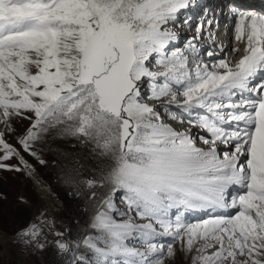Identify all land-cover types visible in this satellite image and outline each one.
I'll use <instances>...</instances> for the list:
<instances>
[{"label":"snow or ice","instance_id":"snow-or-ice-1","mask_svg":"<svg viewBox=\"0 0 264 264\" xmlns=\"http://www.w3.org/2000/svg\"><path fill=\"white\" fill-rule=\"evenodd\" d=\"M188 3L0 0V124L12 131V118L31 121L19 143L44 164L32 145L71 122L64 130L68 135L95 140V148L111 161L100 187L108 183L112 195L123 193L127 212L117 215L128 218L110 215L117 210L106 198L100 207L107 210H98L91 224L98 234L84 240L95 264H164L165 254L175 253L172 244L154 243L157 236H172L186 252L203 241L196 264H264V82L252 85L264 72V16H250L245 54L234 66L226 60L211 69L196 60L190 66L187 56L170 49L177 37L167 27ZM247 19L241 15V25ZM236 32L242 42L245 29ZM150 64L161 70L153 71ZM145 81L148 100L168 98L161 107L170 119L209 134L200 137L206 147H197L190 131H176L145 102ZM3 135L0 159L8 160L18 153ZM20 162L30 168L22 157ZM230 188L242 191L230 194ZM173 208L236 213L184 224L179 215L175 223L166 219ZM133 212L149 222L136 223ZM38 235L33 226L17 240L42 251ZM128 240L146 250L129 246ZM212 247L217 248L213 254L203 255ZM56 248L69 250L63 242Z\"/></svg>","mask_w":264,"mask_h":264},{"label":"rangeland","instance_id":"rangeland-1","mask_svg":"<svg viewBox=\"0 0 264 264\" xmlns=\"http://www.w3.org/2000/svg\"><path fill=\"white\" fill-rule=\"evenodd\" d=\"M170 49L172 50V46ZM180 52L186 56L185 52ZM149 66L154 71L161 70L153 67L152 64ZM142 94L146 103L150 101L147 99L150 94L147 81L143 84ZM167 99L158 101L160 103L156 111L160 113L161 119L178 132L190 131L189 123L186 121L179 123L170 119L161 107ZM179 99L182 102V98ZM171 109L179 113V109L175 106H171ZM9 123L12 131L0 124V132L4 134V141L14 148L18 155H13L8 160L0 159V164L11 168L18 167L22 171H6L0 168V264H95L96 258L84 245V240L98 234L91 227V220L98 210H107L100 207L102 201L106 198L112 199L117 211L111 212L110 215L117 220L128 218L117 215V212H127L122 191L112 195V185L104 183V186L100 187L103 181L102 173L107 168L99 159L101 150L95 148V140L82 142L83 137L68 135L64 130L71 122L50 129L32 145V151L45 161L41 164L36 156L25 152L19 143V140L26 135L31 121L14 117ZM191 135L197 144L199 139H196L194 133ZM4 155V151L0 150V158ZM21 157L30 168H25L21 164ZM108 167L110 169V165ZM89 180L95 181V186L89 187L87 184ZM232 213L235 215L236 209ZM131 215L136 223L149 222L139 220L135 212ZM201 216L199 219H195V215L190 216L183 223L197 224L211 219L203 214ZM166 219L175 223L172 217ZM33 226L39 231L36 239L39 244L44 245L42 251L34 244L27 246L17 240L18 233ZM156 227L158 232L162 231L159 226ZM14 240L17 242H13ZM57 242L66 243L68 252L59 253L56 248ZM153 242L163 244L165 248L168 244H172L175 254L172 257H167L165 254L164 264H196V257L200 255L196 248L203 243L198 241L191 252H186L182 249L181 242L174 240L172 236H157ZM127 243L141 251L146 250L137 241L128 240ZM216 250V247L209 248L203 255H211ZM79 257L84 259L80 260Z\"/></svg>","mask_w":264,"mask_h":264},{"label":"bare ground","instance_id":"bare-ground-1","mask_svg":"<svg viewBox=\"0 0 264 264\" xmlns=\"http://www.w3.org/2000/svg\"><path fill=\"white\" fill-rule=\"evenodd\" d=\"M191 1H193V0H189L188 5L191 3ZM191 10H192V8L189 9V10H187L186 8L180 9L176 13V19L173 20V21H170L169 24L167 25V27L173 33H175V35L177 37V39L174 42H172L169 47L172 46V50H174V51L179 50V51L185 52L186 56L189 59L190 66L192 64V61L196 60L197 62H201L202 64H207L209 66V68L211 69L213 64H217L220 60H226V59L224 57H222L221 54L214 53L213 51H211L207 46H205V45L200 46L198 42L193 41V40H188L189 38H191V35H188V31H189L190 27L194 25V23L190 24V23L186 22L185 19H186L187 16H190L189 12H191ZM190 45L194 46L195 49H197L199 51V53L194 54V56L191 55L193 53L191 52L192 47H190ZM245 46H246V44H242V43H240L238 46H234L230 50L232 57L236 58V57L243 56L245 54L244 53ZM236 49H239V51H236ZM189 53H191V54H189ZM209 53H212V55H209ZM195 55H196V57H195ZM192 57H194V58H192ZM156 70L157 69H155V71ZM261 82H264V72L259 73L255 77V79L252 81V85H258ZM252 85H250V86H252ZM142 87H143V85H142ZM251 95H255V94H251ZM235 100L238 102L240 99H237L235 97ZM157 108H158V106H157ZM225 127L227 128L228 126L225 125ZM189 130L191 131L190 133H194L195 134L196 139H199L198 141H200V137H208L209 136V134L206 131H203V130L199 129L198 127H193L191 124H189ZM198 146L199 147H203L201 145H198ZM218 148L219 149H223L224 145H218ZM99 159L101 160L102 165L106 166V168H107V170L104 173H102V176H101V179L104 180V177L110 171L108 166L111 165V161H110L109 158H107V157H105L103 155H101V158H99ZM229 191L232 192L233 194H236L237 191H242V190H238V189H235V188H230ZM234 210L235 209H227L226 212L224 213V212H221V211H218V210H213L211 208L199 209V211H194V209L185 210L183 208H180L178 210L171 209L169 211V213L179 215L180 219H181V222L183 223L190 216L193 217V215H195V217H196L195 219H199V217H202L201 216L202 214L204 216L208 217V218L210 217L211 219L212 218H230L233 215L232 212ZM167 218H169V217H167ZM92 221H93V219L91 220V224H92Z\"/></svg>","mask_w":264,"mask_h":264}]
</instances>
